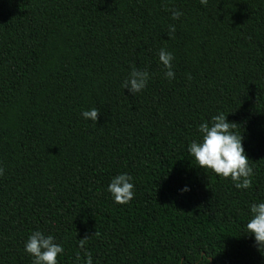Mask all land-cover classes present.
Returning a JSON list of instances; mask_svg holds the SVG:
<instances>
[{"label": "trees", "instance_id": "trees-1", "mask_svg": "<svg viewBox=\"0 0 264 264\" xmlns=\"http://www.w3.org/2000/svg\"><path fill=\"white\" fill-rule=\"evenodd\" d=\"M133 66L150 74L134 96ZM220 113L243 137L246 190L188 153ZM0 167V264H33L37 230L58 264H84L92 235V264H264L243 232L264 202V0H0ZM120 174L123 205L107 190Z\"/></svg>", "mask_w": 264, "mask_h": 264}, {"label": "clouds", "instance_id": "clouds-1", "mask_svg": "<svg viewBox=\"0 0 264 264\" xmlns=\"http://www.w3.org/2000/svg\"><path fill=\"white\" fill-rule=\"evenodd\" d=\"M200 2L202 5H207L208 0H200ZM181 15L182 13L178 10L172 11L173 20H178ZM175 31V25H169V39L173 38ZM158 56L163 65L165 78L174 79L175 73L171 63L174 59L173 54L162 48ZM149 78L150 74L147 70L133 66L122 88L128 89L134 96L147 86ZM189 79H191L190 76ZM99 114L100 110L97 108L82 112L83 118L91 120L94 124ZM236 125L234 122H229L224 113L214 115L210 123L204 122L199 126L202 138L189 145L188 153L194 158L196 167L204 171L211 170L223 179L230 178L236 189L246 190L252 186L253 168L249 165V159L242 146V135H237L232 131ZM3 174L4 169L0 167V176ZM131 180L132 177L127 174L117 175L111 180L107 190L113 196L115 203L127 204L134 198V184L130 182ZM183 191H188V189L185 188ZM250 214L251 218L246 223L243 232L254 237L257 250L264 255V202L251 204ZM94 235H99V233L95 232ZM92 236L79 240V250L75 255L77 262L81 261L83 254L84 264H92V254L85 247ZM25 251L33 257V264H58L57 257L64 252V249L55 242L52 235L46 236L37 230L28 237Z\"/></svg>", "mask_w": 264, "mask_h": 264}]
</instances>
